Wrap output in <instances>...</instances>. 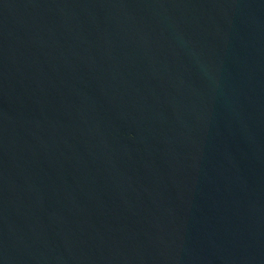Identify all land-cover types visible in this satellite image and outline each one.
Wrapping results in <instances>:
<instances>
[{
    "label": "water",
    "instance_id": "obj_1",
    "mask_svg": "<svg viewBox=\"0 0 264 264\" xmlns=\"http://www.w3.org/2000/svg\"><path fill=\"white\" fill-rule=\"evenodd\" d=\"M0 264H264V0H0Z\"/></svg>",
    "mask_w": 264,
    "mask_h": 264
}]
</instances>
